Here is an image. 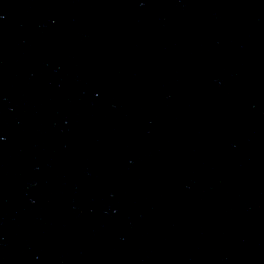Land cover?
I'll return each instance as SVG.
<instances>
[{"label": "water", "instance_id": "1", "mask_svg": "<svg viewBox=\"0 0 264 264\" xmlns=\"http://www.w3.org/2000/svg\"><path fill=\"white\" fill-rule=\"evenodd\" d=\"M0 234L264 264V0H0Z\"/></svg>", "mask_w": 264, "mask_h": 264}]
</instances>
